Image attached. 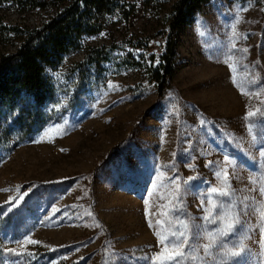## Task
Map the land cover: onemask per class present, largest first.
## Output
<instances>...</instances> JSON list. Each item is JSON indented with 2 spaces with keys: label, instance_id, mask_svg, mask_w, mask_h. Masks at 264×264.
<instances>
[{
  "label": "rangeland",
  "instance_id": "rangeland-1",
  "mask_svg": "<svg viewBox=\"0 0 264 264\" xmlns=\"http://www.w3.org/2000/svg\"><path fill=\"white\" fill-rule=\"evenodd\" d=\"M118 1L123 12L101 33L45 69L54 93L44 127L27 136L1 119L0 264H152L160 246L148 220L170 204L169 230L188 233L184 264H261L264 117H245L264 112L263 0L203 3L177 34L160 99L142 44L161 39L175 0ZM54 13L0 0V51H16L12 27ZM101 48L104 61L86 60ZM224 187L229 196L212 193ZM29 237L39 243H18Z\"/></svg>",
  "mask_w": 264,
  "mask_h": 264
},
{
  "label": "trees",
  "instance_id": "trees-1",
  "mask_svg": "<svg viewBox=\"0 0 264 264\" xmlns=\"http://www.w3.org/2000/svg\"><path fill=\"white\" fill-rule=\"evenodd\" d=\"M23 6L55 13L33 27H12L17 48L14 53L0 51V123L12 119L22 134L31 136L48 122L44 108L53 97V87L45 69L59 64L63 57L82 48L86 36L101 33L110 17L123 12L118 0H12ZM207 0H175L159 41L142 44L156 64L151 78L157 98L171 86L175 72L177 34ZM264 2V0H263ZM129 9L124 13L129 14ZM4 32L0 28V36ZM105 49H89L86 60L104 61Z\"/></svg>",
  "mask_w": 264,
  "mask_h": 264
},
{
  "label": "snow or ice",
  "instance_id": "snow-or-ice-1",
  "mask_svg": "<svg viewBox=\"0 0 264 264\" xmlns=\"http://www.w3.org/2000/svg\"><path fill=\"white\" fill-rule=\"evenodd\" d=\"M243 51H247L244 49ZM230 68H232V65H229ZM235 83V79L233 81ZM247 93L242 92V95H246ZM261 116L264 117V112H261L259 109L255 112L252 110H249L245 119L251 120L255 116ZM251 130V129H249ZM230 163V162H229ZM223 181L225 182V185H227L228 182V173L227 171H224L223 173ZM180 189L177 186L175 189V193L169 197L170 201H177L179 197ZM212 193L218 196L227 197L230 195V191L227 187L224 188H212ZM261 194L264 196V188L261 189ZM167 211L157 213L159 217H163L162 219H157L155 224H153V221L151 218L148 220V224L150 228L154 229V235L157 237V243L160 246V251L152 258V264H184V261L186 259V253L184 251L185 247L188 244V233L187 231H180L177 233L175 230H169V225L171 224V221L167 218L169 213L171 211H174V206L165 205L164 206ZM208 218V217H206ZM260 218V240L259 245L261 249V257L264 258V204L261 206V211L259 213ZM239 223L238 216H232L227 219V221L224 224V228L218 233L220 236H227L229 235L233 229L235 228V225ZM179 237V239H177ZM209 240V243L204 246L205 254H210V249L215 246L216 240L214 237L209 236L207 238ZM21 243L22 246L26 245H35L38 244L39 241L33 240L30 237L23 240ZM11 254L13 255H32L31 253H25L16 251L15 249L9 250ZM244 251V245H239V250L237 251H230L225 254V260L228 259H235L237 257H240L242 252ZM261 264H264V259L261 260Z\"/></svg>",
  "mask_w": 264,
  "mask_h": 264
}]
</instances>
